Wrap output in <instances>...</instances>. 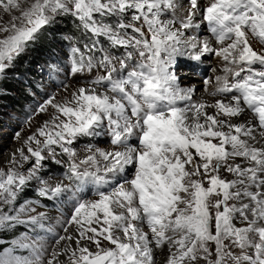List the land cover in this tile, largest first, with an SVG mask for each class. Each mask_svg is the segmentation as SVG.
I'll use <instances>...</instances> for the list:
<instances>
[{"label": "snow or ice", "instance_id": "1", "mask_svg": "<svg viewBox=\"0 0 264 264\" xmlns=\"http://www.w3.org/2000/svg\"><path fill=\"white\" fill-rule=\"evenodd\" d=\"M0 13V98L62 21L79 33L45 52L63 78L0 166V231L26 230L0 264H264V53L251 43L264 46V0H0ZM179 58L213 102L181 86Z\"/></svg>", "mask_w": 264, "mask_h": 264}, {"label": "rangeland", "instance_id": "2", "mask_svg": "<svg viewBox=\"0 0 264 264\" xmlns=\"http://www.w3.org/2000/svg\"><path fill=\"white\" fill-rule=\"evenodd\" d=\"M203 2V0H201ZM2 15V13H0ZM5 21L8 17L4 16ZM63 25V21L60 23ZM67 41V40H61ZM252 46L254 50L259 53H264V46H261L254 39L251 40ZM63 45L65 51H67V46L60 42L58 46ZM30 55V53L28 54ZM28 55L18 64L14 73L10 74L9 79L4 83L11 82V86L5 87L7 89V95L0 98V166H3L4 161H6L11 153H13L16 148L20 147L24 138L31 134V132L35 131V128L38 126V121H43L46 119L44 115L35 116L32 120V126L29 127L28 124L25 123V120L33 115L32 109L35 108L36 104L41 101L47 94L57 91V89H53L51 85L53 83H57L59 79L63 78L62 73H52V77L50 78V69L45 64L41 65L34 64L32 67L30 64L29 68L35 69L34 72H37V75L33 73V76L30 75L28 71H24L26 65L29 63L31 58H28ZM32 55V53H31ZM207 61L204 64V68L208 69V76H214L215 74L210 71L211 68L216 67L219 64V58H207ZM179 63L183 64L184 75H187L189 79L185 80L181 85L182 87H189L192 84H195L196 88L199 89L196 94H202V97L206 99L214 98L207 95V93L203 92V84L199 83L200 80L199 75H193L188 72V67L190 62L184 60L183 58H179ZM22 67L25 74H19L18 68ZM32 81L33 85L31 89L27 88L24 84L29 85ZM31 83V84H32ZM23 87L24 91L28 93V97L30 100L26 103L25 108L21 109L18 106L16 107L14 104L16 100L22 97L23 90L19 89ZM211 91V89H209ZM195 99V98H194ZM16 132L21 133V140L14 139V134ZM100 147H105L104 144H98ZM26 199H28L26 197ZM36 198H30L28 200H34ZM41 203L44 202V198H40ZM25 229L21 227H17L14 230L9 231H0V250H11V246L17 242L19 239H23L25 236ZM105 246H107V242H104ZM16 255H27L23 250H19L15 253Z\"/></svg>", "mask_w": 264, "mask_h": 264}, {"label": "trees", "instance_id": "3", "mask_svg": "<svg viewBox=\"0 0 264 264\" xmlns=\"http://www.w3.org/2000/svg\"><path fill=\"white\" fill-rule=\"evenodd\" d=\"M58 31H56V34L55 36H53L52 32H49L48 35H47V38L46 39H43L39 45L37 47H35L34 50H32L30 52V55H28V58H31L29 63L26 65L24 71H28L30 73V75L33 76V73L37 75V72L35 71L34 72V68L30 69L29 68V65H31V67L36 64V65H41L42 63H44V61L47 59V57L45 56V52L47 51L48 47L50 45H52L53 43L57 44V46L60 44V42H63V44L65 46H67L68 44V41H61V40H64L63 37L66 36V35H79L78 31L73 27V24L71 21H63V25H58L57 26ZM32 53V55H31ZM22 69V67L18 68V73L19 74H25ZM32 81L29 83V85H26L24 84L27 88L31 89V87H34L35 89V86H31L33 85ZM4 86L5 87H8L11 86V82H8V83H4ZM11 88V87H10ZM9 88V89H10ZM19 89L23 90V93H22V97L19 98L18 100H16L15 102V106L23 109L25 108L26 106V103L29 102L30 100V97H28V93L24 91L23 87H20ZM35 198L34 195H32L31 193L27 196L28 199L30 198Z\"/></svg>", "mask_w": 264, "mask_h": 264}, {"label": "bare ground", "instance_id": "4", "mask_svg": "<svg viewBox=\"0 0 264 264\" xmlns=\"http://www.w3.org/2000/svg\"><path fill=\"white\" fill-rule=\"evenodd\" d=\"M194 98L196 99V98H202V99H204V100H208V101H210V102H213L212 101V99H206V98H204V97H202V94H196L195 96H194ZM201 264H203V262H201Z\"/></svg>", "mask_w": 264, "mask_h": 264}]
</instances>
